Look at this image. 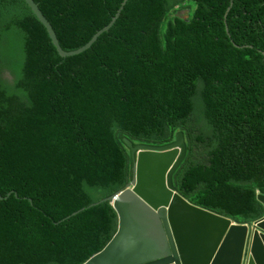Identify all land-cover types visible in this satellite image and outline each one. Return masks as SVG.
<instances>
[{
  "label": "trees",
  "instance_id": "trees-1",
  "mask_svg": "<svg viewBox=\"0 0 264 264\" xmlns=\"http://www.w3.org/2000/svg\"><path fill=\"white\" fill-rule=\"evenodd\" d=\"M34 1L65 51L124 2ZM179 132L177 191L261 218L264 0H128L66 58L25 0H0V264H84L118 229L103 200L134 175L124 138L161 146Z\"/></svg>",
  "mask_w": 264,
  "mask_h": 264
},
{
  "label": "water",
  "instance_id": "water-1",
  "mask_svg": "<svg viewBox=\"0 0 264 264\" xmlns=\"http://www.w3.org/2000/svg\"><path fill=\"white\" fill-rule=\"evenodd\" d=\"M25 1L47 29L59 55L66 58L90 49L115 24L128 0L109 25L73 51L61 47L39 5L34 0ZM124 141L135 161L134 178L126 189L103 200L114 207L118 229L84 264H242L248 237L246 264H264V219L255 226L232 223L190 202L175 188L173 174L187 153L184 133L164 146H134ZM259 198L264 202L263 195Z\"/></svg>",
  "mask_w": 264,
  "mask_h": 264
},
{
  "label": "bare ground",
  "instance_id": "bare-ground-1",
  "mask_svg": "<svg viewBox=\"0 0 264 264\" xmlns=\"http://www.w3.org/2000/svg\"><path fill=\"white\" fill-rule=\"evenodd\" d=\"M127 4V3H126ZM121 8V7H120ZM230 10V9H229ZM228 10V11H229ZM180 13H182V16L184 17V13H183V11L181 10L180 11ZM188 14H190V12H188ZM113 20V19H112ZM112 22V21H111ZM94 37V36H93ZM92 37V38H93ZM85 46V45H84ZM179 133H181V132H179ZM182 133H184V132H182ZM178 135V134H177ZM177 138V137H176ZM124 139H127V140H129L128 138H124ZM129 141H131V140H129ZM132 142V141H131ZM174 142V141H173ZM172 142V143H173ZM126 143V142H125ZM133 143V142H132ZM142 144V143H141ZM170 144V143H169ZM134 145V144H133ZM138 145V144H137ZM143 145H146V144H143ZM166 145H168V144H166ZM128 146V145H127ZM135 146V145H134ZM149 146H153V145H149ZM161 146H164V145H161ZM129 147V146H128ZM129 149H130V151H131V148L129 147ZM131 155H132V153H131ZM133 158V157H132ZM135 162V161H134ZM135 164V163H134ZM133 178H134V175H133V177H132V179H131V181L133 180ZM130 181V182H131ZM129 182V183H130ZM128 183V184H129ZM126 189V188H125ZM261 195H263L264 196V194H262V193H260L257 189H256V196H257V200H258V202L263 206V215H262V217L261 218H259V219H257V220H255V221H253V222H250V221H248V222H244V223H242V222H238V221H236V220H234L232 217H230V216H225V215H222V214H220V213H217V212H215V211H212V210H209V209H207V208H205V209H207V210H209V211H211V212H213L214 214H217V215H219V216H222V217H224V218H226V219H230L231 221H232V223H234V222H236V223H238V224H242V225H248V224H250V226L251 225H254L255 226V224L256 223H259V222H261L263 219H264V202H263V200L262 199H260L259 198V196H261ZM188 200V199H187ZM191 202V201H190ZM193 203V202H192ZM195 204V203H194ZM197 205V204H196ZM199 206V205H198ZM202 207V206H201ZM204 208V207H203ZM250 238L248 237L247 238V240H246V246L250 243ZM248 254H249V248H247V250H246V252H245V259H244V261H243V263H245L246 264V261H248ZM242 263V264H243Z\"/></svg>",
  "mask_w": 264,
  "mask_h": 264
},
{
  "label": "rangeland",
  "instance_id": "rangeland-1",
  "mask_svg": "<svg viewBox=\"0 0 264 264\" xmlns=\"http://www.w3.org/2000/svg\"><path fill=\"white\" fill-rule=\"evenodd\" d=\"M183 11V13H184V16L187 18L188 16V12H190V10L189 9H184V10H182ZM9 76V75H8Z\"/></svg>",
  "mask_w": 264,
  "mask_h": 264
},
{
  "label": "flooded vegetation",
  "instance_id": "flooded-vegetation-1",
  "mask_svg": "<svg viewBox=\"0 0 264 264\" xmlns=\"http://www.w3.org/2000/svg\"><path fill=\"white\" fill-rule=\"evenodd\" d=\"M246 250H247V246L245 247V252H246ZM244 259H245V253H244V256H243V261H244Z\"/></svg>",
  "mask_w": 264,
  "mask_h": 264
},
{
  "label": "clouds",
  "instance_id": "clouds-1",
  "mask_svg": "<svg viewBox=\"0 0 264 264\" xmlns=\"http://www.w3.org/2000/svg\"><path fill=\"white\" fill-rule=\"evenodd\" d=\"M244 223V222H243Z\"/></svg>",
  "mask_w": 264,
  "mask_h": 264
}]
</instances>
